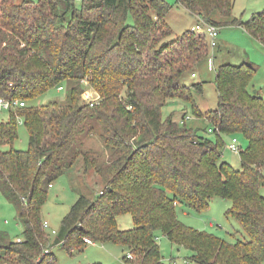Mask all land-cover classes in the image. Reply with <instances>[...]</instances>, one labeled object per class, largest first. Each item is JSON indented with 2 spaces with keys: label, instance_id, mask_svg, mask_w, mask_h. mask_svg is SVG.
<instances>
[{
  "label": "trees",
  "instance_id": "obj_1",
  "mask_svg": "<svg viewBox=\"0 0 264 264\" xmlns=\"http://www.w3.org/2000/svg\"><path fill=\"white\" fill-rule=\"evenodd\" d=\"M177 3L199 23L242 27L264 47V10L243 23L232 16L233 0ZM170 8L164 0H80L79 8L74 0H0V98L26 103L0 121V194L17 207L22 226L20 243L0 231V264H56L54 247L72 254L87 246L85 238L124 248L128 264H164L160 236L195 264H264V99L248 92L256 68L216 67V41L217 106L201 112L190 92L200 94L202 85L180 81L206 65L207 41L190 30L165 42ZM82 80L100 96L97 106L81 103ZM59 87L62 101L29 106ZM175 100L190 103L192 117L207 127H188L185 116L180 125L174 111L164 117ZM18 120L28 135L25 151L12 148ZM90 135L105 161L83 149ZM237 136L247 143L240 170L221 161L224 139ZM78 158L104 188L95 200L79 197L52 235L42 229L41 208ZM212 198L231 203L225 215L247 240L228 243L178 221L177 205L202 213ZM124 215L129 230L118 227Z\"/></svg>",
  "mask_w": 264,
  "mask_h": 264
},
{
  "label": "rangeland",
  "instance_id": "obj_2",
  "mask_svg": "<svg viewBox=\"0 0 264 264\" xmlns=\"http://www.w3.org/2000/svg\"><path fill=\"white\" fill-rule=\"evenodd\" d=\"M22 1L15 0L16 4H20ZM164 1L171 6L165 16V22L171 31L165 42L169 43L184 32L190 31L192 27L199 24V20L186 12L176 0ZM74 4L76 8H79L80 0H74ZM263 10L264 0H233L232 16L243 23L248 21L252 14L262 12ZM152 18L156 19L154 14H152ZM215 53L216 67L221 64L239 65L247 63L253 65L256 68V74L248 88V92L251 95L264 99V47L257 40L252 38L242 27H221L219 29ZM196 84L202 85V92L198 94L191 88L190 94L192 95L193 103L201 112L215 110L217 106V93L214 85V72H209L205 64L195 71L194 76H191V73H185L180 81V86L184 87H192ZM65 97L66 93L64 89H53L41 98L32 101L29 106L43 105L53 100L62 101ZM171 111H174V122L180 125H182L183 121L188 127L198 126L204 128L208 125L192 117L190 103L175 100L163 109V116L166 117ZM182 116H188L189 120L182 121ZM7 119L8 113L1 112L0 121H6ZM17 132L18 138L13 143L12 148L18 151H25L28 145V135L22 122L18 124ZM205 136L210 141L214 138L213 135L208 133ZM236 138L241 148H245L247 144L245 139L241 136H237ZM224 143L227 145L229 138H225ZM83 144V149L91 151L98 162H103L107 159V153H105L101 142L94 135L84 136ZM221 161L228 163L234 170L241 169L238 155L231 153L226 147L222 150ZM103 188L104 182L93 169L85 171L82 159L78 158L72 167L66 170L49 189L47 199L41 208L42 222H47L50 230H57L61 219L79 197L84 196L95 200ZM261 194L264 195V187L261 189ZM230 206L231 203L229 201L220 198H212L209 201L208 209L202 213H196L184 205H177L176 217L183 225L198 231H205L228 243L247 240V236L237 221L225 215ZM210 223H212V227L209 226ZM117 224L120 230L132 228L129 215L118 217ZM0 231L7 233L11 241L21 239L22 226L17 219V207L3 198L1 194ZM157 243L164 264H169L172 261L175 264H195L186 260L190 252L170 244L165 237L160 236ZM52 254L56 264H128L126 260H121L126 255V250L111 244H91L81 251L72 252V254L66 253L60 247H54Z\"/></svg>",
  "mask_w": 264,
  "mask_h": 264
},
{
  "label": "built area",
  "instance_id": "obj_3",
  "mask_svg": "<svg viewBox=\"0 0 264 264\" xmlns=\"http://www.w3.org/2000/svg\"><path fill=\"white\" fill-rule=\"evenodd\" d=\"M177 2H180L182 0H176ZM191 31L193 33H196L198 35H202L206 38L207 41V46H208V55L206 58V67L209 72H214L215 71V65H214V58L212 55V51L216 46V41L218 38L219 34V29L213 25H205L202 23V21L197 24L195 27L191 28ZM81 87H82V92L80 94V100L81 103L86 105L89 108L97 106L98 102L100 101V96L88 86V83L85 80L81 81ZM57 90H62L61 87L57 88ZM26 103L24 101H15L12 104L9 101H6L2 98H0V113L1 112H7L9 109H14L16 107L22 108L25 107ZM185 120H189V117L186 116ZM21 120H18V124L21 123ZM208 132H211L209 129ZM227 150H229L231 153L239 155L241 152L242 148L240 147L238 140L236 137H231L229 139V143L225 145ZM51 187V186H50ZM210 227H212V223L209 224ZM42 229L45 231H49V226L47 222H42ZM52 235L55 234L54 230L49 231ZM20 243V240H17ZM84 243L86 245H91L92 242L89 239H84ZM47 253V251H44ZM127 259L131 260L132 256H127ZM169 264H175L173 261L170 262Z\"/></svg>",
  "mask_w": 264,
  "mask_h": 264
},
{
  "label": "crops",
  "instance_id": "obj_4",
  "mask_svg": "<svg viewBox=\"0 0 264 264\" xmlns=\"http://www.w3.org/2000/svg\"><path fill=\"white\" fill-rule=\"evenodd\" d=\"M88 246V245H87ZM122 250V249H121ZM131 264V262H129Z\"/></svg>",
  "mask_w": 264,
  "mask_h": 264
}]
</instances>
